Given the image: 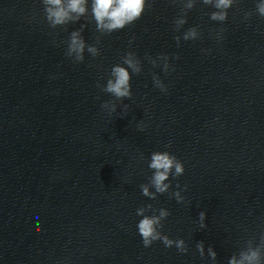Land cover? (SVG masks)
Returning <instances> with one entry per match:
<instances>
[{"label":"clouds","instance_id":"clouds-1","mask_svg":"<svg viewBox=\"0 0 264 264\" xmlns=\"http://www.w3.org/2000/svg\"><path fill=\"white\" fill-rule=\"evenodd\" d=\"M174 3L181 5L180 14L175 19L174 24L176 30L179 29L187 22V12L193 9L197 0H173ZM203 4L212 6L215 11L211 12L210 19L213 21L224 22L228 18V9H230L236 0H202ZM89 3L91 17L95 21L96 29L101 34H110L119 31L126 26L134 23L141 18L146 8L151 6L150 0H42L44 5L45 18L51 28L55 29L58 26H64L70 22H77L81 17L89 15ZM256 10L261 17H264V2L256 5ZM252 13H245V17H250ZM81 29L72 31L68 41L66 55L72 57L74 62L84 61V52L91 56L96 57L99 55V49L94 45H86V42L81 35ZM199 32L196 27L189 28L184 34L183 39L195 40L199 37ZM181 37L177 36L176 41L179 44ZM99 42V40L97 41ZM159 59L164 60V70L167 72L169 65L167 63L168 57L161 55ZM150 62L155 66L156 61ZM121 64L114 65L110 72V78L107 79L106 85L103 86V91L111 94L116 100L130 98L131 92V74H139L141 72V62L135 53L129 51L122 57ZM157 87L161 90H166L165 85L156 76L153 77ZM102 108L111 112L116 111L115 102H105ZM127 108V105H125ZM149 169L153 171L150 178V184L155 189V192L149 191L147 184L140 185L142 194L150 199H156V194H164L169 191L171 184L169 177L173 178L183 175L185 169L183 163L178 160L173 154L168 151H156L151 154L148 163ZM167 181V182H166ZM179 188V185H177ZM172 195L178 202H183L184 197L180 196L179 191L173 192ZM147 209H152V205H147ZM146 208L140 207L136 210V214L142 219L139 220L137 228L138 233L142 237L144 247H149L155 241H161L166 247L171 248L175 246L181 253L188 251L186 243L183 239L173 240L169 236L163 234V221L170 215V212L165 208L158 210V215H147ZM206 213L200 212V227L204 228L206 225L203 223ZM201 257L204 256V244L199 242L197 245ZM208 255L213 261L216 260L217 253L208 248ZM228 264H264V234H261L260 241L254 245L252 239L248 240L245 246L238 254H233L228 261Z\"/></svg>","mask_w":264,"mask_h":264}]
</instances>
